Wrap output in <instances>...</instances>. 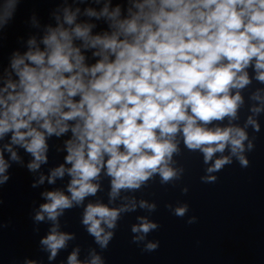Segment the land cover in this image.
Returning a JSON list of instances; mask_svg holds the SVG:
<instances>
[{"label":"clouds","instance_id":"9594fccd","mask_svg":"<svg viewBox=\"0 0 264 264\" xmlns=\"http://www.w3.org/2000/svg\"><path fill=\"white\" fill-rule=\"evenodd\" d=\"M20 2L0 0V39ZM51 18L42 25L33 15L38 31L21 38L26 50L0 63V186L13 164L39 174L34 189L68 178L40 193L45 202L32 217L51 225L39 241L49 261L76 238L60 230L72 209H82L80 224L100 253L124 216L154 213L157 203L136 194L157 178L177 186L185 150L202 157L204 184L234 160L249 166L256 137L247 130L259 133L264 114V0H63ZM245 93L250 114L241 126ZM53 149L63 162L45 174ZM165 207L179 218L189 212L187 203ZM159 227L137 216L131 242L157 250L147 237ZM80 251L67 264H105L95 248L84 260Z\"/></svg>","mask_w":264,"mask_h":264}]
</instances>
